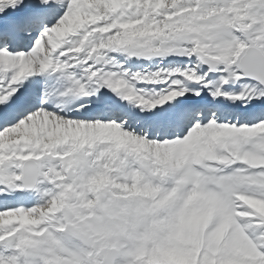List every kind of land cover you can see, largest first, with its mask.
Returning a JSON list of instances; mask_svg holds the SVG:
<instances>
[{
    "label": "snow or ice",
    "instance_id": "snow-or-ice-1",
    "mask_svg": "<svg viewBox=\"0 0 264 264\" xmlns=\"http://www.w3.org/2000/svg\"><path fill=\"white\" fill-rule=\"evenodd\" d=\"M0 264H264V0H0Z\"/></svg>",
    "mask_w": 264,
    "mask_h": 264
},
{
    "label": "bare ground",
    "instance_id": "bare-ground-1",
    "mask_svg": "<svg viewBox=\"0 0 264 264\" xmlns=\"http://www.w3.org/2000/svg\"><path fill=\"white\" fill-rule=\"evenodd\" d=\"M130 63L133 64V65H138L139 67H144V66L149 65L148 61H143V60H141V61L133 60ZM133 70H137V69H133Z\"/></svg>",
    "mask_w": 264,
    "mask_h": 264
}]
</instances>
